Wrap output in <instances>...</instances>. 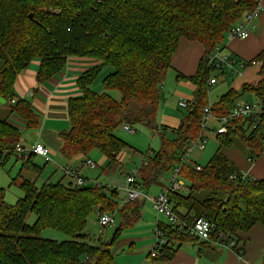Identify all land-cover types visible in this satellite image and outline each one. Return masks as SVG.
I'll return each mask as SVG.
<instances>
[{"label": "trees", "instance_id": "16d2710c", "mask_svg": "<svg viewBox=\"0 0 264 264\" xmlns=\"http://www.w3.org/2000/svg\"><path fill=\"white\" fill-rule=\"evenodd\" d=\"M253 8L254 0H0V97L4 105H12L11 114L25 123V130L36 131L41 119L31 102L17 96L18 76L35 60L40 61L39 84L62 72L69 58L98 61L77 80L80 96L68 100L70 128L59 134L60 154L70 161L88 159L98 151L113 168L128 148L116 133L126 126H144L161 139L160 150L146 156L134 184L144 193L161 186V177L182 163L188 144L199 137L203 110L209 106L208 82L213 76L227 79L207 67V57L224 49L228 32ZM182 40L199 43L204 54L195 76L178 77L192 82L196 91L183 109L180 126L170 129L159 126L157 118L161 91ZM252 60L262 63L259 82L228 91L212 105V114L226 116L243 95L253 94L263 109L259 124L253 119L233 122L227 135L217 136L218 151L206 167L193 161L182 166L187 191L170 199L188 228L158 224L168 244L153 264L172 260L174 240L200 242L190 232L197 219L216 228L202 248L214 242L229 245L240 255L244 243L238 234L256 225L264 227V180H231L240 170L222 153L239 138L255 153L264 154V51ZM100 79L102 92L94 90ZM115 91L120 100L111 95ZM21 142L20 129L0 119V162L15 157L22 161L21 172H39L33 156L21 160L16 155ZM196 165L202 171H196ZM94 183L93 189L84 191L62 181L38 187L26 179L19 186L24 196L15 206L5 202L6 192L0 189V264H113L111 249L124 229L141 220L145 199L119 204L115 189ZM93 213L118 217L112 239L99 246L87 243L84 234ZM30 214L37 217L33 226L26 224ZM46 229L62 232L69 240L44 239Z\"/></svg>", "mask_w": 264, "mask_h": 264}, {"label": "crops", "instance_id": "0c3cea01", "mask_svg": "<svg viewBox=\"0 0 264 264\" xmlns=\"http://www.w3.org/2000/svg\"><path fill=\"white\" fill-rule=\"evenodd\" d=\"M262 6L263 11L259 20L256 21V27L254 30H252L250 38L247 40H229L226 36L224 43L225 53L233 55L238 59L252 60L257 58L264 51V0H262ZM203 54L204 48L199 43L190 42L188 40L181 41L179 48L174 55L172 67L167 73L166 80L161 91V102L157 118L159 126L164 125L170 129H176L180 126L182 118L177 111L182 108L179 107V103L183 100H193L196 86L192 82L180 80L178 77L180 75L184 77L195 76ZM98 64V61L90 58H69L67 66L62 72L47 82L39 84L36 77L39 70L40 61L35 60L30 64L26 71L18 76L15 84V92L17 96L21 99L31 102L33 110L39 115L41 119L40 128L36 131H28L25 134L26 139H29L30 144L39 143L45 145L50 150L51 158L54 161L53 164L55 163V167H57L59 170H62V168L65 166H70L86 181H88V183H94L97 180L91 181L82 174L84 169L88 167L84 165L87 159L77 157L70 161L65 160L60 154L61 141L59 139V134L61 132L67 131L65 128H70L67 103L70 98L80 96L81 94L77 86V80L85 71ZM170 71L174 72V75L172 74L169 76ZM243 76H245L244 72ZM228 79L229 78L225 80H219L218 84L227 81ZM97 83L96 88V84L94 85V90L101 92L103 89L101 85V79L98 80ZM242 83L243 82H240L239 86L232 88L231 90L240 91ZM29 98H31V100ZM239 102L244 101H242L240 98L238 100V103ZM173 112L176 114H173ZM215 126L211 127V129L208 131L210 134L214 135V130L216 128ZM59 127H61L62 130H59ZM37 159H41L43 162H45V160L41 157H32L33 164L40 168L41 170L39 173H42L43 169L37 164ZM103 160H107L105 156H103ZM245 163L247 165L244 168H239L235 164L234 165L240 171L245 172L251 180H264V154L261 155L252 151V155L247 158ZM118 166L119 160L114 168L117 169ZM96 168H98V165H96ZM50 180V178H47L44 183H52ZM30 181H33L37 184L33 178ZM60 181L65 183L64 180ZM68 184H71L70 180ZM164 187V185H161L158 191L160 192ZM186 191L183 193H186ZM141 217L146 218L142 213ZM151 221L152 219L148 221L146 220V222L140 220L136 225H139L140 222H142L144 225L146 224L148 226V230H145L144 232L148 234L149 228H151L152 236L156 238L155 234L158 229V224L168 223L158 221L156 224H154ZM238 237L244 243V246H242L243 255L238 254L236 250H234L229 245L227 246L210 242V244H206L205 247L202 248V242H179L174 240L172 242V246L175 249V254L172 260L167 264H264V227L262 225H256L246 233H239ZM145 240H147L146 244L143 242V245L140 247V249H143L144 251H146L149 248V245L152 243L149 239V236H147ZM104 243L106 242H103L102 238H100L99 245ZM147 252L148 250L145 253ZM148 256L149 253L147 255V259Z\"/></svg>", "mask_w": 264, "mask_h": 264}, {"label": "rangeland", "instance_id": "374dc122", "mask_svg": "<svg viewBox=\"0 0 264 264\" xmlns=\"http://www.w3.org/2000/svg\"><path fill=\"white\" fill-rule=\"evenodd\" d=\"M1 67L2 63H0V69ZM259 72L260 66L250 67L244 70L245 76L239 78H229L227 81L211 87L209 89L208 95L209 105L217 102L221 98V96L225 95L232 88H236L237 86H239L240 82H243L241 88L244 85H254L258 83L260 80ZM172 74L174 75V72L170 71L169 76H171ZM245 78L248 80H246ZM97 84L95 85V88L97 87ZM111 95L116 100H120V94L118 92H111ZM29 99L31 100V98ZM241 100L247 102L248 104L259 105V101L253 94L242 96ZM11 108V104L0 105V119L8 120L13 125L17 126L22 132V143L27 146V144H30V142L29 139H26L25 134L28 131L25 130V123L21 119H19L18 116L11 114ZM177 112L181 116V118H183V116L186 114V110L183 109H180ZM173 114L176 113L173 112ZM214 126L215 122L212 121L210 123V128ZM68 128H65V130H68ZM59 130H62V128L59 127ZM134 130L135 132H129L125 129H120L116 133V136L126 145H128V148L122 151L119 156V166L117 169H115L114 167L110 168L108 161L103 160L102 154L98 151H94L90 155V158L94 163H96V165H98V168L92 169L90 167H87L82 172L83 176L87 177L89 180H97L98 183H102L109 188L115 189L117 191V201L119 202V204H123L128 199V192L126 189L128 186L127 178L132 174L133 171L139 172L148 154L151 155L152 152H157L161 148V139L156 132L154 133L144 126H137L134 128ZM168 136L169 138L172 137V135L169 134ZM206 140L207 145L205 150L196 151V153L191 155V160L193 162L199 163L202 167L207 166V164L216 155L219 148L218 139L215 134L213 135L207 132ZM249 146L250 145L248 143L243 142L239 138H233L232 147L229 149H222V153L227 158L231 159L233 164H235L239 168H244L247 165L245 163L247 161V158L252 155V150ZM37 164L42 167V173L30 171L21 172L22 161L16 160L15 157H12L7 162L1 160L0 189L5 190V202L8 205L15 206L16 203L21 198H23L24 193L20 190L19 186L26 179L31 180L33 178V180L37 182L36 185L38 187H41V185L46 181L47 178H50V182L52 183L64 180L65 184L67 185L69 183V180L70 182H73L70 178L63 175L62 170H59L57 167H55V163H46L41 159H37ZM170 177L171 173H166L161 177L159 182L161 183V185L167 186ZM14 179L16 180L15 184H13ZM159 187V185L152 186L143 194L151 197L156 196L154 194L158 195L162 191H158ZM152 209L153 208L150 201L145 199L142 214H144L146 218L141 217V220L146 222V220L148 221L152 219L151 222H153L154 224H156L158 221L165 223L167 222L165 218L159 217L157 213ZM98 218L99 215L97 213H93L88 220V224L84 232L87 237V243L93 246L99 245L100 238H102L103 242H109L112 239L118 225V217L116 216L115 225L101 228L98 224ZM36 219L37 217L34 214H30L26 219V224L29 226H33L36 222ZM147 227L148 226L146 224L144 225L142 224V222H140L139 225H135L131 228H126L121 232L111 249V253L113 254V264H144L145 262L151 264L152 261L150 259H147V255L155 245L156 238L152 236L151 228H149L148 234L144 232L145 230H148ZM147 236H149V239L152 243L147 249L148 252L145 253L147 250L144 251L143 249H140V247L143 245V242L144 244H146L147 240L145 239L147 238ZM42 238L53 240L56 242H64L69 240V238L64 233L53 229L44 230L42 232Z\"/></svg>", "mask_w": 264, "mask_h": 264}, {"label": "built area", "instance_id": "2783aa9c", "mask_svg": "<svg viewBox=\"0 0 264 264\" xmlns=\"http://www.w3.org/2000/svg\"><path fill=\"white\" fill-rule=\"evenodd\" d=\"M263 11L262 0H254V8L245 13L240 21H238L228 32L229 40H247L250 38L252 30L256 27V21L259 20L261 13ZM261 62L257 60H242L238 59L233 55L224 52V49L219 47L214 54L207 57V67L213 69L217 74L225 75L227 78H239L243 76L245 69L255 66H261ZM219 82L216 76L211 77L208 82L210 87L217 85ZM14 103V102H13ZM189 101H181L179 107L186 109L189 106ZM263 115V109L260 105H252L247 102H239L236 104L235 108L232 109L226 116L216 117L212 114V105L207 106L203 110V118L201 122V133L199 137L188 144L185 153L181 158V164L175 166L171 172V177L168 181L167 186H165L161 193L156 196L144 195L142 191L138 188H134L136 178L138 176L137 171H133L132 174L127 178V201H134L138 198H144L149 200L154 211L159 217H163L167 220V223L179 230H184L187 227L186 223L181 220V218L174 212L173 204L171 202L170 196L176 193H183L187 190V183L180 176L181 168L184 164L192 162L191 155L196 153V151H204L207 145V132L211 129L210 123L215 122L214 134L217 136L227 135L229 126L242 119H253L255 124H259V121ZM125 130L129 132H135L134 128L130 126L124 127ZM16 155L21 160H28L31 156L41 157L46 163H53L50 155V150L42 144L33 143L24 145L22 142L16 148ZM92 169L96 168V164L91 160L87 159L84 163ZM196 171H202L199 165L195 166ZM64 176L70 178L73 182L72 185L82 188L88 183L77 171L73 170L70 166H65L62 168ZM231 180L240 179L241 181H250L251 179L245 172L240 171L239 175H233ZM95 184V183H94ZM116 213H105L99 215L98 224L101 228H106L116 224ZM216 231L214 224L201 218L197 219L190 232L192 235L196 236L200 242H209L211 235ZM156 243L149 252L148 259L152 262L159 255V251L168 244V240L164 237V234L157 230L156 231ZM151 262V264H153ZM144 264H148L145 262Z\"/></svg>", "mask_w": 264, "mask_h": 264}, {"label": "water", "instance_id": "95a60500", "mask_svg": "<svg viewBox=\"0 0 264 264\" xmlns=\"http://www.w3.org/2000/svg\"><path fill=\"white\" fill-rule=\"evenodd\" d=\"M5 103H6V101L2 97H0V104L4 105ZM94 186H95V184L93 182H90V183H87L84 186H82L81 189L84 190V191L91 190V189L94 188Z\"/></svg>", "mask_w": 264, "mask_h": 264}]
</instances>
